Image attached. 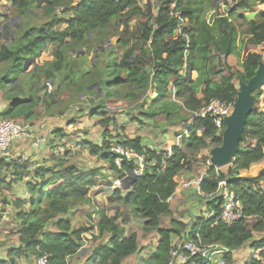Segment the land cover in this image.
<instances>
[{
	"label": "trees",
	"instance_id": "1",
	"mask_svg": "<svg viewBox=\"0 0 264 264\" xmlns=\"http://www.w3.org/2000/svg\"><path fill=\"white\" fill-rule=\"evenodd\" d=\"M6 1L17 5V17L23 24L14 32V50L7 43L0 46V65H5L0 67V91L8 103L0 111V119L29 120L40 103L47 111L53 107L55 95L68 93L72 103L90 96L86 105L92 117L101 118L102 143L85 141L81 145L123 179L110 201L126 207L132 218L140 220L144 234L158 237L155 249L148 258L140 257V264H169L173 249L193 234H198L194 240L204 245L228 249L230 264L233 252L249 245L264 248V165L250 172L255 165L264 163V89L255 93L256 106L248 118L240 154L223 169L209 165L200 185L201 193L209 196H201L207 211L220 213L216 193L221 182L236 195L241 218L231 226L222 222L215 225V219L206 217L189 226L174 218L170 207L178 188L177 177L191 166L209 161L210 151L222 145L225 127L219 130L210 117L195 118L169 157L167 152L144 147L140 136H113L109 127L118 130L119 124L107 116L111 112L110 98L117 104L151 99L148 110L146 99L131 107L141 108L140 117L153 121L160 115H166L168 121L173 116L190 120L212 100L235 103L239 82L248 83L263 61V56L252 49L264 44V15L248 21L243 13L264 4V0H35L36 8L45 16L40 26L24 23L23 16L33 11L32 1ZM214 2L227 7L228 14L213 8ZM211 10L214 13L208 19ZM176 14L186 22L180 34ZM236 20H242L244 25L236 24ZM62 26L66 28L59 30ZM114 39L106 59L100 60V52L95 56V65L86 66L72 59L71 52H96ZM51 47L49 60L35 66L32 72L22 69L18 75L23 62L34 60L35 65L36 58ZM231 56L239 60L240 68L229 65L227 59ZM191 73L197 77L192 79ZM17 78L28 88L31 86L28 99L16 94ZM173 89L174 99L170 100ZM151 94L155 96L151 98ZM81 113L84 115L83 109L77 115ZM112 144L132 148L146 158L141 176L132 175L131 163L123 164L121 169L116 167L118 155L112 152ZM204 151L208 154L199 162L197 157ZM69 157L65 147L55 166L36 167L33 181L27 184L28 198L12 202L17 213L15 233L10 237L16 238V245L2 240L1 223L7 204L4 199L0 209V264H19L28 256H47L50 264H69L83 250L84 237L96 227L98 235L93 240L108 238V242L94 249L88 264H123L127 258L142 253L140 236L136 232L126 236L127 220L119 212L104 213L96 226L72 225L69 216L89 202L101 169L81 167ZM27 173H31L28 163L1 158L0 194L12 189ZM10 177L15 179L9 181ZM164 217L171 218L172 227L162 225ZM51 224L55 231L49 230ZM173 237L179 238L178 244L173 243ZM262 256L263 262L254 264H264V252Z\"/></svg>",
	"mask_w": 264,
	"mask_h": 264
},
{
	"label": "crops",
	"instance_id": "2",
	"mask_svg": "<svg viewBox=\"0 0 264 264\" xmlns=\"http://www.w3.org/2000/svg\"><path fill=\"white\" fill-rule=\"evenodd\" d=\"M157 3V2H156ZM217 11H219L221 14L226 15L228 14L229 10L227 7L222 5H216V3H213V8ZM214 10V9H213ZM211 10L207 14V18L210 19L213 15L214 11ZM259 14L264 15V4H256L253 8L247 10L243 13L245 18L248 21L256 20ZM237 24V22H235ZM177 34H180V31H177ZM4 44H2L3 46ZM253 52L259 53L263 56L264 61V44L260 45L258 47H254L252 49ZM230 66H235L238 63V59L235 56H231L227 59ZM238 68V67H237ZM186 73V71L184 70ZM183 72V73H184ZM184 73V74H185ZM197 77L196 73H192V79H195ZM50 91L52 94H55L54 88H50ZM155 95L151 94V98H153ZM60 99L64 98H58L56 100L55 105L51 107L48 111L46 110V106L43 103H40L36 109H35V115L30 118L29 120H23V125L28 126V131L23 134V136L16 142V144L11 149L9 155L5 157L7 161H19L24 163H28L29 165V172L24 176H22L21 179L13 186L12 189H4V193L1 194L0 199V209L3 206L4 199L7 200L6 209H5V215L1 223V232H2V240H5L7 238H10L12 234L15 233V214L17 211L12 206V202L17 199H26L28 198V189L27 184L32 182L33 177V171L38 166H55L57 164L56 158L60 156V154H63L65 152V147L67 150L71 151L69 149L70 142L71 144L72 139L69 138L70 133L68 132V128L70 126L75 127L77 119L75 121V118L72 117V111L73 110H66L63 108V104L59 105L61 103ZM174 99V89L173 93L170 96V100ZM151 100V99H149ZM8 103L1 99L0 101V109L1 111L7 107ZM39 111L37 109L39 107ZM145 108L148 110L150 108V104L145 106ZM42 112V113H40ZM63 112V114H61ZM184 116H187L186 112H183ZM71 117V118H68ZM113 120H115L113 118ZM138 118H129L128 121L132 122H138ZM172 120V121H171ZM170 121H168V117L166 115H160L158 116L154 122L153 120H145V125H143L142 130L136 133V135H130L126 132L125 126H119L123 130H125V135L128 136L131 139L136 138L137 136H140L142 138V144L144 147L151 149L152 151H155L157 153L162 152H168L170 148H173L174 146H178L180 143L181 138L186 135L187 130L189 129L190 123L189 120L185 121L180 118H177L176 116H173ZM74 121V122H73ZM116 121V120H115ZM118 123V122H117ZM154 123V124H153ZM148 127L149 129H145ZM184 127L183 132L180 134L178 133V130ZM141 128V127H140ZM154 129V130H153ZM155 129H159L161 133H164L167 138H169V134L172 136V140L165 141L166 138H164V141H154L155 139ZM119 130V129H118ZM148 131L149 133L145 132ZM159 131V132H160ZM157 132V133H159ZM41 139L42 143L39 147L35 146V142ZM174 139V140H173ZM91 140L84 139L82 142L78 141L77 145L78 148H87L81 145V143ZM95 143V142H93ZM207 154L206 151L202 152V155H200L198 158H202L203 155ZM71 156V153H70ZM70 158V157H69ZM199 160V159H198ZM104 162V161H100ZM264 163L257 164L253 168H251L250 172H256L258 171ZM109 170V169H108ZM104 170H101L99 177L96 180L95 185L91 189L90 196H89V202L81 205L77 210L73 211L71 216H69L72 220V225L77 228L83 225H89L94 224L95 226L98 224L99 220L103 216L104 213H108L109 215H112L111 212L113 208H106L107 207V200L108 198H111L113 196V193L121 188L116 186V182L120 180L121 178L116 175L114 172H102ZM206 170H204L202 167L198 166H191L188 170H186L185 174L182 173L179 177H177L176 181L178 182V188L176 190L175 195L170 200L171 201L177 197L178 195H181V198H184L191 190V185L194 184L197 180H195V176H203ZM199 176V177H200ZM108 178V179H106ZM15 177L8 178L9 181L14 180ZM198 179V177L196 178ZM106 180V181H103ZM182 180V183L180 181ZM189 185V186H187ZM197 189V188H196ZM107 198V200H106ZM204 206L200 207L198 209V217H196V221L198 218L201 217H207L210 211L206 210L205 204ZM117 209V208H116ZM115 209V210H116ZM120 209V208H119ZM137 220V219H135ZM130 221H126L125 224H129ZM183 222V221H180ZM132 223V222H130ZM186 223V222H183ZM193 223H186L190 224L192 226ZM4 226V228L2 227ZM7 226L8 229L5 227ZM126 228V227H125ZM143 229V228H142ZM50 231H55L54 224L49 225ZM135 231L129 232V230L126 229V236L130 235L131 233H134ZM94 236L98 235L97 227L93 231ZM85 238V248L76 256L72 257L69 260V264H88L89 260L91 259L92 252L94 249L99 245L107 244L108 238L105 240L99 239L94 241L93 239H87ZM256 238H259L256 237ZM174 244L179 243L178 237L172 238ZM17 242H15L16 245ZM13 244L14 243H10ZM157 245V243H156ZM155 245V247H156ZM252 246H247L239 251L233 252L231 264H243L247 261L249 257V252ZM155 249V248H154ZM145 251V250H144ZM144 251L142 250V253L140 256L133 255L129 258H127L123 264H140V257L148 258L149 256H145ZM35 257H25L22 258L19 261V264H36Z\"/></svg>",
	"mask_w": 264,
	"mask_h": 264
},
{
	"label": "rangeland",
	"instance_id": "3",
	"mask_svg": "<svg viewBox=\"0 0 264 264\" xmlns=\"http://www.w3.org/2000/svg\"><path fill=\"white\" fill-rule=\"evenodd\" d=\"M32 1V10L30 12V15H24V23L26 22L27 25L29 26H40L44 21H45V16L39 11L38 8H36V2L35 0H30ZM153 2H160L163 0H151ZM223 6V5H222ZM224 9V6H223ZM20 11L18 10L17 5L13 6L10 3H8L6 0H0V46H2V44H6L8 45V47L11 50H14L17 44V38L14 37V32L15 30L17 31L18 27H20L23 24V21L18 18L17 16H19ZM237 24H243L242 20H236ZM66 28L65 26L60 27L59 30ZM115 40H112V43L106 42V45L103 48H98V50L95 52H90V53H85L83 51H78V52H71V56L72 59L74 60H78L77 63L83 62L86 66H92L95 65L96 62V58L95 56L98 55L100 52H102V54L100 55V60L102 61L103 59H106V54L107 52L114 46L112 44L114 43ZM52 48L51 47L48 49L47 52L43 53L41 57L36 58L35 60V64L37 63L38 65H42L44 64L45 61L50 59L51 53H52ZM117 52L119 53L120 50L117 49ZM78 53V54H77ZM122 54V53H121ZM23 67H21V71L19 72L18 75L21 74L22 69H24V62L23 64H21ZM0 67H5V65H0ZM235 69L240 68V62L238 60L237 65L233 66ZM238 67V68H237ZM35 69V65H31L28 67L26 73L28 72H32ZM15 76H13V78H15ZM18 77V76H17ZM17 80L14 81L15 84H17ZM18 88H17V92L16 94L21 97V98H29V93L30 92V88L31 86L28 88L25 84L22 83V81L18 80ZM64 98L63 100L60 99V101L62 102V106L63 108H68L70 107V110L72 111V117H74L75 119H77L76 125L75 127L70 126L68 128V132L70 133L69 138L72 139V144L70 142L69 145V149H71V151H69V153H71L70 158L72 159V162H76L79 166L81 167H86V168H100L101 170H104L102 172H111L110 170H108V164L106 162H100V160L97 159V157L92 156L90 154V149L88 148H78L77 142L80 141L82 142V140L87 139V140H91L92 142L95 143H102V137H103V128L100 126L99 122H100V117L96 116V117H92L91 113L88 109V106L86 104L89 105L88 103V98H90V96H88V98H83V100L81 101H76L75 103H72L69 99V94L68 93H64L62 96H58L55 95V100H58V98ZM1 99H3V95H2V91H0V101ZM146 99V104L147 106L149 104H151V100H148L147 97L142 98ZM113 99L110 98L108 99L109 101V108H110V114H108L107 116L110 118H114L116 120V122H118L119 126H125V130L127 133H129L130 135H136L137 132H139L140 130L144 129L142 128L143 125H145V120H150L148 118L145 117H140V112L142 111L141 108L137 109L136 108H132L131 106H135V104L137 103H141V99L138 102H129L128 104L125 102H122L120 104H117L116 102L112 101ZM43 106L41 105V107H39L37 109V111L40 110V108H42ZM84 110V115L81 113L82 116H78L77 113L79 112V110ZM1 111V109H0ZM42 113V112H40ZM139 118L141 120V122H143L142 124H138V122L134 121H128L129 118ZM71 118V117H68ZM17 122H19L20 124L22 123V119L16 120ZM154 122V121H153ZM154 124V123H153ZM141 127V128H140ZM29 128V127H28ZM110 130H112V134L113 136H117L118 134H124L125 135V130H123L121 127L118 128L119 130H114L113 126L109 127ZM140 129V130H139ZM145 129H149L148 127H146ZM154 130V129H153ZM158 130V131H156ZM184 130V127H181L178 130V133H182ZM156 131V135H155V139L154 141H164V138H166V142L172 140V136L169 134V138L166 137V135L164 133H161V131L159 129H155ZM160 131V132H159ZM147 133H149L148 131H145ZM159 132V133H157ZM150 134V133H149ZM174 140V139H173ZM207 153V152H206ZM208 154V153H207ZM199 162L202 161V158H198ZM202 167L204 170L207 169L208 167V162H201L199 165H195V167ZM225 170V169H224ZM186 172H184L185 174ZM200 176V175H199ZM199 176H195V180H198L200 177ZM198 177V179H196ZM108 179V178H106ZM106 181V180H103ZM180 183H182V180L180 181ZM191 190L190 192L184 197L181 198V195H178L177 197H175L170 204L171 210L174 214V218H176L178 221H183L186 223H193L196 222V217H198V209L202 206H204L203 204H205V200H203L201 198V196L198 195L197 193V189H196V185L193 184L190 186ZM4 193V192H3ZM2 193V194H3ZM1 194H0V199H1ZM112 198V197H111ZM111 198H106L107 200V207L106 208H113L111 209L112 211L109 212L112 215L115 214L116 212H119L121 214V216H124V218L127 221H130L132 223L129 222V224H125L124 226L126 227L127 230H129V232L131 231H135L139 236H140V245L142 250L144 251L145 256H149L152 251L155 248V245L157 243L158 237L156 236V234H144L143 229H142V222L140 220H135L134 218L131 217V215H129L128 210L126 207L120 205L119 203H113L111 202ZM117 208V209H116ZM120 208V209H119ZM116 209V210H115ZM162 225L164 227H172L171 226V218L169 217H164L162 219ZM190 226V224H188ZM4 228V226H2ZM6 229L7 226L5 227ZM257 236H260L259 233H257ZM7 242L9 243H14L17 242L15 237H10L5 239Z\"/></svg>",
	"mask_w": 264,
	"mask_h": 264
},
{
	"label": "built area",
	"instance_id": "4",
	"mask_svg": "<svg viewBox=\"0 0 264 264\" xmlns=\"http://www.w3.org/2000/svg\"><path fill=\"white\" fill-rule=\"evenodd\" d=\"M177 0H175L176 2ZM175 6V5H173ZM179 20L180 33L185 27V20L176 14ZM234 108V102H224L221 100H212L205 108H203L199 114H195L196 118H212L214 124L219 130L224 128V119L229 116ZM28 131V126L20 124L13 119H0V159L9 155L11 149L16 142ZM42 143L41 139L35 142V146L39 147ZM112 152L118 155L115 160V165L118 169H121L123 164L131 163L134 166L132 175L135 177L141 176L147 166L146 158L136 152L132 148L123 147L117 144H112ZM172 155V148L166 154ZM211 165L208 161V166ZM204 176V175H203ZM201 176L194 184L197 188V193L202 197H209L200 191V185L203 181ZM123 179L121 178L116 182V186L122 185ZM189 186V185H187ZM220 197V213L212 210L207 215L206 219H215L214 224L222 222L228 226L233 225L241 218L240 208L241 204L238 201L236 195L231 192L225 182H221L216 193ZM94 233L91 232L85 237L87 239H93ZM194 236L198 238V234H193L191 238H186L171 253V261L169 264H230L228 261L229 250L221 247L217 244L204 245L201 241H195ZM86 245V243H85ZM85 245L83 248H85ZM264 248L252 247L249 252L247 261L243 264H254L255 262H263ZM36 264H50V260L47 256H40L36 259Z\"/></svg>",
	"mask_w": 264,
	"mask_h": 264
},
{
	"label": "water",
	"instance_id": "5",
	"mask_svg": "<svg viewBox=\"0 0 264 264\" xmlns=\"http://www.w3.org/2000/svg\"><path fill=\"white\" fill-rule=\"evenodd\" d=\"M116 40V39H114ZM45 49V48H44ZM34 60L25 62L24 71L33 64ZM36 67L39 65L36 63ZM192 78V73H191ZM99 85L92 86V89L97 88ZM264 89V61L259 63L254 77L248 82H239L238 96L234 103L232 113L224 119L223 142L220 147L213 148L210 151L209 162L217 169H223L230 166L236 157L240 154L241 143L244 140V131L249 116L252 114L256 106L255 93ZM101 92V91H100ZM193 116L189 123L195 120Z\"/></svg>",
	"mask_w": 264,
	"mask_h": 264
}]
</instances>
